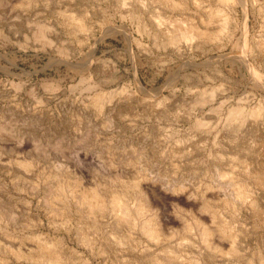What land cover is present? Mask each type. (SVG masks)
Instances as JSON below:
<instances>
[{"label":"rangeland","instance_id":"obj_1","mask_svg":"<svg viewBox=\"0 0 264 264\" xmlns=\"http://www.w3.org/2000/svg\"><path fill=\"white\" fill-rule=\"evenodd\" d=\"M169 1L0 0V264H264V0Z\"/></svg>","mask_w":264,"mask_h":264},{"label":"bare ground","instance_id":"obj_2","mask_svg":"<svg viewBox=\"0 0 264 264\" xmlns=\"http://www.w3.org/2000/svg\"><path fill=\"white\" fill-rule=\"evenodd\" d=\"M220 2H223V3H228L230 0H219ZM169 6H171V7H178L179 6V2L178 1H175V0H170L169 1ZM217 16H218V14H211V15H209L208 17H206V18H204V22H208V23H210V22H212V21H214L215 19L217 20ZM219 18V17H218ZM221 18V17H220ZM224 20L223 21H221V19L219 20V21H221L222 23H223V25H221L222 27L220 28L222 31H226L227 30V20H229L228 19V17H225V18H223ZM158 20V22H160V24H162L161 22H162V20H159V19H157ZM215 20V21H216ZM217 20V21H218ZM218 21V22H219ZM76 25V24H75ZM82 25V24H81ZM80 25V23H78L77 25H76V27L77 28H79L80 30L81 29H83L82 28V26H84V25H82L81 26ZM194 26V25H193ZM76 28V29H77ZM84 30V29H83ZM201 29H199V28H196V27H189L188 28V30L187 31H183V32H181V31H179V30H177V31H172V32H167V36L169 37L168 38V40H169V42L171 43V44H175L177 41H180V40H189L190 38H192V37H194V36H203L205 33H203V31L201 32L200 31ZM227 32V31H226ZM199 38V37H198ZM191 41H192V39H191ZM168 42V43H169ZM246 191V190H245ZM238 193H244V195H245V192H239L238 191ZM248 194V193H247ZM240 195H243V194H240ZM122 197V196H121ZM142 198V197H141ZM84 203H86V206L88 207V209L89 210H94V211H101L102 209H104L103 207H104V201L102 200V199H100V197H99V195H97V194H95L94 192L93 193H91V194H88V192H87V194H85L84 195ZM112 200V202H111V205H112V207H114L113 209L115 210V211H117V213L119 212V213H121L120 215H122L121 217H123V218H127V216H128V208H127V205H126V203L125 202H123L120 198H118V197H115V198H113V199H111ZM143 200V199H142ZM145 202V201H144ZM146 203V202H145ZM85 205V204H84ZM145 206V205H144ZM146 207V206H145ZM147 208V207H146ZM144 210V209H143ZM141 211H142V208H141ZM210 213V212H209ZM214 218V217H213ZM151 221V220H150ZM216 229H218V227L216 228ZM219 229H221V228H219ZM221 231H222V229H221ZM224 231V230H223ZM152 232V231H151ZM153 232L155 233L156 232V229L155 230H153ZM152 232V233H153ZM217 233H218V231H216ZM157 233L158 232H156V235H157ZM220 233H222V232H220ZM220 233L218 234V235H220ZM231 235V234H230ZM222 236V235H221ZM224 236V235H223ZM228 236V235H227ZM158 237V236H157ZM156 237V238H157ZM223 238H221V240H222ZM225 240V239H224ZM53 252L51 253V256L53 257ZM48 257H49V255H47ZM57 256V255H56ZM54 259H56V257H55V255H54V257H53ZM49 259H51V257L49 258ZM54 259H51V260H54ZM57 260V259H56ZM53 261V263L55 264L57 261Z\"/></svg>","mask_w":264,"mask_h":264}]
</instances>
